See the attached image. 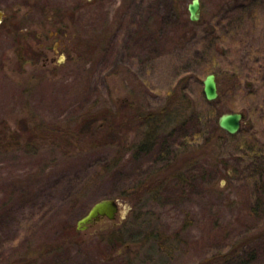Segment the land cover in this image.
Returning a JSON list of instances; mask_svg holds the SVG:
<instances>
[{"label": "rangeland", "instance_id": "rangeland-1", "mask_svg": "<svg viewBox=\"0 0 264 264\" xmlns=\"http://www.w3.org/2000/svg\"><path fill=\"white\" fill-rule=\"evenodd\" d=\"M190 2L0 0V264H264V0ZM18 28L55 60H18ZM170 104L144 149L138 109ZM104 198L116 218L77 230Z\"/></svg>", "mask_w": 264, "mask_h": 264}, {"label": "water", "instance_id": "water-1", "mask_svg": "<svg viewBox=\"0 0 264 264\" xmlns=\"http://www.w3.org/2000/svg\"><path fill=\"white\" fill-rule=\"evenodd\" d=\"M190 18L198 21L201 17V0H191L188 4ZM4 12L0 10V22L2 21ZM204 93L208 100L217 98L218 91V77L216 73L210 72L203 80ZM245 118V113L242 111H228L220 114L218 118L219 126L230 134H237ZM122 201L116 198H104L96 201L88 212L82 216L77 222L78 230H85L89 225L101 217H108L115 219L119 212Z\"/></svg>", "mask_w": 264, "mask_h": 264}, {"label": "trees", "instance_id": "trees-1", "mask_svg": "<svg viewBox=\"0 0 264 264\" xmlns=\"http://www.w3.org/2000/svg\"><path fill=\"white\" fill-rule=\"evenodd\" d=\"M183 97L186 96H181V97H177L175 99H183ZM183 102H179V104L181 105ZM134 104V103H132ZM172 104V103H171ZM170 105H168V108H162V110L158 111H153L152 109L148 110V109H138L139 111V118L142 120V124L143 126H146V132L144 134V139L141 141V146L144 147V149L153 146L157 141H158V134L162 131V130H166V127L169 123H173L176 121L177 115H178V110L174 112L175 117L173 118V114H167L170 111ZM178 104V105H179ZM140 107V106H138ZM137 107V108H138ZM178 109V108H177ZM171 115V116H170ZM107 116V115H105ZM103 121H106L108 126H110L112 128V126H114L117 123V118L116 117H112V116H107L104 117ZM166 124V126L164 125ZM104 125V124H103ZM103 125H101V127H103ZM91 129L96 130V127L94 126H90ZM103 129V128H102ZM223 133V130L220 128L219 124H217V127L214 128V130L210 131V134L205 137V142H204V147H206V145L210 144L212 146V150L214 147L217 148L216 143H218V139L221 138V134ZM147 145V146H145ZM204 150V149H203ZM215 151V150H214ZM260 154H264L262 152H260ZM182 165H180V163L178 162H171L167 169L165 170V172H171V173H176L179 170H182ZM157 184L159 185V183H163L164 180L161 178V180H157L156 179ZM154 182V183H156ZM153 183V182H152ZM146 184H150V183H146ZM260 188L262 189V195H258L257 198L260 199L261 197L264 198V179H262L261 183H260ZM144 188L146 190L147 186L144 185ZM135 198L138 197V193L135 192ZM140 197V196H139Z\"/></svg>", "mask_w": 264, "mask_h": 264}, {"label": "flooded vegetation", "instance_id": "flooded-vegetation-1", "mask_svg": "<svg viewBox=\"0 0 264 264\" xmlns=\"http://www.w3.org/2000/svg\"><path fill=\"white\" fill-rule=\"evenodd\" d=\"M14 30L16 31V33H14L13 36H18V38L22 37L19 43L20 45L16 48V57L18 58V60H27V61L30 60L32 62H36L37 60L41 59L44 61L45 65L48 63V61L55 60V56H50L48 54L50 52V49L48 47L46 48V46H43L42 48L39 49H35V48L33 49V47L35 46L32 44V41H34L36 37L34 33L25 32L24 31L26 30L25 28H18ZM27 56L29 58H27ZM32 70H34L33 72H35V69Z\"/></svg>", "mask_w": 264, "mask_h": 264}]
</instances>
